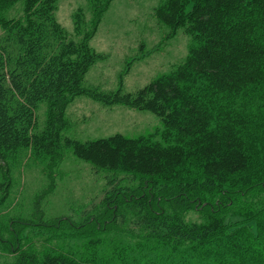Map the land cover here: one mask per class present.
I'll return each mask as SVG.
<instances>
[{"label":"trees","instance_id":"16d2710c","mask_svg":"<svg viewBox=\"0 0 264 264\" xmlns=\"http://www.w3.org/2000/svg\"><path fill=\"white\" fill-rule=\"evenodd\" d=\"M18 1L0 0L3 198L11 166L24 152L56 163L65 146L97 169L139 180L124 202L160 248L156 263L264 264V0H165L157 19L171 37L183 29L193 44L181 65L134 94L84 85L100 59L90 42L113 0H93L89 24L76 12L78 41L57 22L56 0H25L23 19H8L5 12ZM83 95L156 114L161 141L121 134L64 139L66 109ZM42 104L46 122L39 130ZM192 210L203 215L201 223L185 221ZM228 215L243 220L228 224ZM19 252L15 264L105 262L96 251L84 258L61 249ZM123 253L115 264H123Z\"/></svg>","mask_w":264,"mask_h":264},{"label":"rangeland","instance_id":"374dc122","mask_svg":"<svg viewBox=\"0 0 264 264\" xmlns=\"http://www.w3.org/2000/svg\"><path fill=\"white\" fill-rule=\"evenodd\" d=\"M24 1L10 7L5 16L23 19ZM56 1L57 22L78 41L73 17L81 10L89 24L93 0ZM164 1L111 2L90 42L100 59L85 77L86 88L104 94L119 89L134 94L185 61L193 40L183 29L171 37L170 30L157 19L156 9ZM66 119L69 126L63 138L81 142L116 134L161 141L164 130L161 119L152 112L106 105L87 95L75 98L67 107ZM36 122L42 130L45 104L37 110ZM11 176L12 185L4 199L0 175V264L18 262L21 246L38 254L61 249L78 258L97 252L103 264H115L118 253L124 251L123 264H158L154 252L160 248L149 241V231L138 223L130 203L124 202L140 186L134 176L97 169L65 146L56 163L24 152L11 166ZM115 209L119 211L117 219ZM184 219L201 223L203 215L192 210ZM242 220L228 215L226 223Z\"/></svg>","mask_w":264,"mask_h":264}]
</instances>
